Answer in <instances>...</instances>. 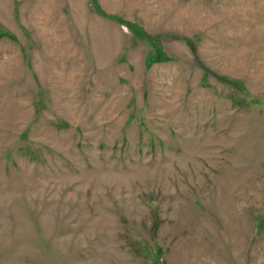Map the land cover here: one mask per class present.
<instances>
[{"label": "rangeland", "instance_id": "obj_1", "mask_svg": "<svg viewBox=\"0 0 264 264\" xmlns=\"http://www.w3.org/2000/svg\"><path fill=\"white\" fill-rule=\"evenodd\" d=\"M0 264H264V0H0Z\"/></svg>", "mask_w": 264, "mask_h": 264}]
</instances>
